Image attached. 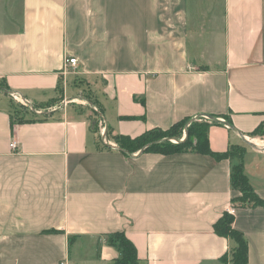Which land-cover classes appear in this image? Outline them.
<instances>
[{"label":"crops","instance_id":"crops-1","mask_svg":"<svg viewBox=\"0 0 264 264\" xmlns=\"http://www.w3.org/2000/svg\"><path fill=\"white\" fill-rule=\"evenodd\" d=\"M0 80V264H114L117 231L139 264H227L215 224L232 204L247 264H264V206L234 200L237 158L126 155L74 104L87 87L115 136L226 121L205 120L209 147L245 145L264 199V0H0ZM20 98L49 108L20 120Z\"/></svg>","mask_w":264,"mask_h":264},{"label":"trees","instance_id":"trees-1","mask_svg":"<svg viewBox=\"0 0 264 264\" xmlns=\"http://www.w3.org/2000/svg\"><path fill=\"white\" fill-rule=\"evenodd\" d=\"M2 84L3 89H5L6 83L3 82ZM20 120L23 119L21 118ZM188 120L189 119H184L179 121L166 129H149L134 137L123 134L116 135L115 138L117 147L126 155H132L133 153L140 151H156L168 154L194 150L200 153L211 154L218 159L237 158L239 163L233 166L231 179L233 187L239 190L241 195L235 197L234 200L241 201L244 205L264 206V199L256 194V192L252 189V186L244 172L243 157L246 152V146L232 144L230 148L224 153L213 152L210 149L208 143V124H205V131H194V136L192 139L189 138L192 135L190 133V135L183 141L174 143L171 139L173 138L175 132ZM210 120H212L213 124L221 123L217 118L212 116L210 117ZM260 126H258L253 131L252 135H264V131L260 133ZM233 221V215L226 212L225 215L216 222L215 230L218 234L230 237L232 240H234L235 246L232 248L233 264H247L248 244L243 233L233 227ZM106 235L109 238L110 244L114 247H117L121 252L120 257L114 261V264H139L136 246L127 237L124 231L110 232ZM225 260L227 259L225 258Z\"/></svg>","mask_w":264,"mask_h":264},{"label":"rangeland","instance_id":"rangeland-1","mask_svg":"<svg viewBox=\"0 0 264 264\" xmlns=\"http://www.w3.org/2000/svg\"><path fill=\"white\" fill-rule=\"evenodd\" d=\"M3 82L0 80V88H3ZM59 99V98H57ZM75 105H81V106H91L92 108V124L93 128L98 131L100 134V137L103 139H106V142L108 143H116L115 135L108 130V128L104 129V124L101 120V114H100V108L97 104H95V101L91 97L90 90H88L87 87L84 88L82 92V96L78 98V100L74 103ZM28 108V109H26ZM49 106H27V105H19L18 110L15 111V116L17 118H22L26 115V113H32V111L37 110H47ZM205 120H210L209 117L206 116H199L195 118L189 119L182 127L178 128L175 132L173 138L171 139L174 143H177L178 141H183L185 138H187L190 133L192 134L189 138H193L194 134L193 132H197V130H203L205 131V124L207 122ZM264 131V122L260 126V133ZM114 135V136H113ZM264 144V143H263ZM234 242V240H233ZM232 252L230 253V257L227 258V264H233L232 262Z\"/></svg>","mask_w":264,"mask_h":264},{"label":"built area","instance_id":"built-area-1","mask_svg":"<svg viewBox=\"0 0 264 264\" xmlns=\"http://www.w3.org/2000/svg\"><path fill=\"white\" fill-rule=\"evenodd\" d=\"M65 65L66 67L67 66H71V67H77L78 66V60L77 58L75 57H69V58H66V61H65ZM15 97L17 99H19V96L15 94ZM20 102L23 104V105H27L29 106L30 105V102L29 100L25 99V98H20ZM207 117V116H206ZM105 128H103V131H104ZM11 146L13 148H16L17 147V142L15 140L12 141L11 143ZM227 212L232 214V215H235L236 212H237V207L235 205H230L227 209Z\"/></svg>","mask_w":264,"mask_h":264},{"label":"water","instance_id":"water-1","mask_svg":"<svg viewBox=\"0 0 264 264\" xmlns=\"http://www.w3.org/2000/svg\"><path fill=\"white\" fill-rule=\"evenodd\" d=\"M209 118H210V117H209ZM211 119H213V118H211ZM219 122H221V123H225L226 125L229 126V123L226 122V121L219 120ZM244 139H245V142H246L247 144H249L250 146H254V145H255V144H254L253 142H251L250 140H247L246 138H244ZM140 152H142V151H140Z\"/></svg>","mask_w":264,"mask_h":264}]
</instances>
